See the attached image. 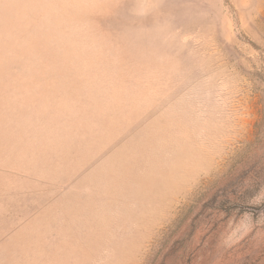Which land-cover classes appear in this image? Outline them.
<instances>
[{
  "label": "rangeland",
  "instance_id": "1",
  "mask_svg": "<svg viewBox=\"0 0 264 264\" xmlns=\"http://www.w3.org/2000/svg\"><path fill=\"white\" fill-rule=\"evenodd\" d=\"M0 264H264V0H0Z\"/></svg>",
  "mask_w": 264,
  "mask_h": 264
}]
</instances>
